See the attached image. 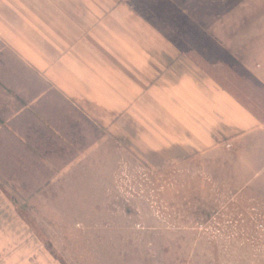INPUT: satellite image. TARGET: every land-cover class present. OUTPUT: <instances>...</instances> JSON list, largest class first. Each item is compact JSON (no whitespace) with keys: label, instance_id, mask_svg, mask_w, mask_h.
Here are the masks:
<instances>
[{"label":"rangeland","instance_id":"rangeland-1","mask_svg":"<svg viewBox=\"0 0 264 264\" xmlns=\"http://www.w3.org/2000/svg\"><path fill=\"white\" fill-rule=\"evenodd\" d=\"M133 3L264 122V83L254 73L264 60V0ZM1 89L0 259L5 264H264V137L160 169L113 152V161L76 177L69 167L44 168L3 130V125L15 130L22 101ZM56 116L64 127L67 116ZM20 117L30 131L32 115ZM52 152L41 159L65 154L61 148ZM16 154L20 167L13 164Z\"/></svg>","mask_w":264,"mask_h":264},{"label":"crops","instance_id":"crops-1","mask_svg":"<svg viewBox=\"0 0 264 264\" xmlns=\"http://www.w3.org/2000/svg\"><path fill=\"white\" fill-rule=\"evenodd\" d=\"M187 55L133 0H0V86L22 101L15 130L2 128L44 168L76 177L113 152L160 169L264 137V122ZM257 67L264 83V60ZM60 148L63 158L41 159Z\"/></svg>","mask_w":264,"mask_h":264},{"label":"flooded vegetation","instance_id":"flooded-vegetation-1","mask_svg":"<svg viewBox=\"0 0 264 264\" xmlns=\"http://www.w3.org/2000/svg\"><path fill=\"white\" fill-rule=\"evenodd\" d=\"M19 194V193H18ZM21 198H23V196H20Z\"/></svg>","mask_w":264,"mask_h":264}]
</instances>
